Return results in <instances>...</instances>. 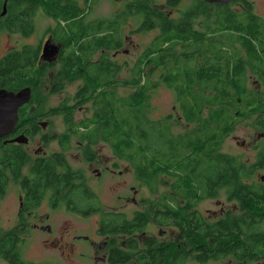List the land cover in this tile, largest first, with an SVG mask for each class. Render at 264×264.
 Wrapping results in <instances>:
<instances>
[{
    "label": "trees",
    "instance_id": "obj_1",
    "mask_svg": "<svg viewBox=\"0 0 264 264\" xmlns=\"http://www.w3.org/2000/svg\"><path fill=\"white\" fill-rule=\"evenodd\" d=\"M100 1L119 9L89 20ZM183 2L191 6L174 11ZM159 4L157 0H131L127 5L85 0L82 7L74 0L7 1L0 31L29 36L35 31L32 13L41 9L55 21L44 33L62 45L60 65L48 78L38 65L39 45L12 49L0 59V89L17 92L29 87L32 91L29 103L19 108L16 127L27 128L25 135L33 138L40 133L38 122L53 126L60 117L66 129L53 136L61 147L56 163L30 159L22 145L0 143V197L4 174L16 176L30 164L35 181L51 186V201L64 202L67 180L58 178L56 167L64 164L72 137L86 145L103 142L113 156L130 166L138 187L148 191L140 200L143 209L137 211V226L112 214L100 222L103 236H127L130 249L133 240L128 233L147 232L146 240L139 242L136 264H220L224 259L231 264H264V184L254 181L257 172L264 170V136L255 140L253 162L222 152L224 141L242 122L257 137L264 135V21L246 0L214 6L203 0H166L170 13ZM21 5L26 7L24 14L19 13ZM2 6L0 0V14ZM124 24L137 25V33L157 31L125 69L124 63L108 60L105 53L122 48L119 30ZM101 51L105 54L99 61H90ZM75 84L72 95L47 105L51 96ZM160 88L173 93L187 129L177 135L179 142L164 141L170 125L149 117L151 93ZM119 89L131 92L123 97ZM90 101L91 111H84L90 114L76 120L77 108ZM82 151L85 156L90 152ZM221 195L236 208L216 221L196 212L201 201ZM155 228L168 230L172 238H157ZM15 233L0 229V238H13Z\"/></svg>",
    "mask_w": 264,
    "mask_h": 264
},
{
    "label": "rangeland",
    "instance_id": "obj_2",
    "mask_svg": "<svg viewBox=\"0 0 264 264\" xmlns=\"http://www.w3.org/2000/svg\"><path fill=\"white\" fill-rule=\"evenodd\" d=\"M160 2L159 7L162 9H166L165 4L166 0H157ZM247 2L251 3L253 8L252 12L264 21V0H246ZM213 4L217 3H211ZM191 6L189 2H183L179 5V7L174 10H182L187 7ZM119 6H114L107 2H97L94 4L92 11L88 15L89 20L101 19L106 17L107 15L111 14L112 12H117ZM212 12L214 13L216 8H211ZM170 13V10L168 11ZM173 17H177V14L174 13ZM37 24V27L42 29L44 32L49 26H51V22L43 17L41 14H38L37 17L34 18ZM200 20L197 23V28L200 27ZM137 25L125 24V29L131 30V28H136ZM35 33V32H34ZM157 31L151 32H139L137 35L134 36L133 40L129 43L128 41L123 43L122 48L117 52H105L108 54L109 59L113 60L116 64H123V62H127L128 64H133L137 57L142 53L143 49L148 47L151 44L152 39L156 35ZM36 35L32 38H21L17 34H6L1 33L0 35V57L8 52L9 50L16 49L24 45H35L39 41ZM44 44V43H43ZM56 46V45H55ZM59 51V49H58ZM104 52H97L93 54L90 58V61L97 62L99 61V57ZM58 52L54 55L56 56ZM124 67V66H123ZM125 71L119 75V79H122ZM121 76V77H120ZM262 85V84H261ZM264 86L262 85V88ZM76 90V84L67 88L63 93L59 95L51 96L48 100L47 105H57L59 101L63 100L67 94L72 95V93ZM130 90L121 89L118 90L119 96L127 97L130 94ZM152 98L150 101L151 110L149 117L152 120H166V123L170 125V132L169 129L165 130V135L167 137L164 141L169 142V140L179 142L180 137L177 135L179 133H185L186 127L180 121V114L175 108L174 104V95L170 90L160 88L156 91L151 93ZM85 110L91 111V101L81 107L77 108L76 110V120H80L85 113L90 114V112H84ZM153 117V118H152ZM172 118L177 119V121H172ZM180 122V123H179ZM179 123V124H178ZM39 128L41 126L45 127V122H38ZM178 124V125H176ZM182 126H179V125ZM41 125V126H40ZM48 130L55 134L62 133L66 127L60 117L54 119L53 126H50ZM181 131V132H180ZM257 133L247 125V122H242L236 126L235 131L224 141L222 146V152L229 154V155H237L240 154L243 156L244 160L247 162H253L255 158V154L257 152L254 149L256 145ZM242 142L244 144L242 145ZM36 142L29 141L27 149L34 150L36 148ZM168 145V144H166ZM26 146H24L26 148ZM49 150L53 152H59V148L56 144H51L49 146ZM74 150V149H73ZM77 151H74L76 155ZM104 157H101L100 163L97 169L102 170V168L108 167L109 170H116L115 174L104 173V175L100 178V182L94 180L92 177V172L89 171L88 177H86V186L89 195H93V198L87 202L78 204L80 206H88L91 203H95L100 205L101 208L105 209L106 212L117 214V212L122 211L125 209L124 214L127 220H130L134 211L143 209V206L139 204L134 208L132 207L131 200L137 199L141 200L143 197L148 196V191L143 188H139L137 182L134 179V175L130 166L123 160L117 159L115 156L111 155L110 151L106 148L103 151ZM71 164L75 167L81 166V162L78 163L76 161V156H74L71 160ZM264 177V170H259L254 178V181L261 182L264 184V181L261 178ZM98 179V178H97ZM136 188L137 191L134 193L132 188ZM163 188V187H162ZM18 196L19 193L16 187L11 186L9 188V194L3 200L0 201V223L3 228L9 230L17 223L14 222V216L18 210ZM84 195H80L77 193H69L66 200L64 202L58 201L54 208H50L46 205H42L39 209L38 213L41 218L47 217V220L53 225L54 228V237L59 238L60 234L64 227H69L71 232L75 233H82L89 235L91 231L94 233L98 224L99 218L98 213L94 214H84L83 215H71L68 212L67 208L77 202L83 200ZM69 202V204H68ZM199 203V202H198ZM236 207L232 203H228L225 199L224 195H221L219 198L216 199H208L201 201L195 208L196 212L200 213L204 218L208 221H216L219 218L223 217V214L226 213L228 209H235ZM90 215V216H88ZM29 231V232H28ZM25 231L26 238L31 239L33 241V247L37 248V250L30 251L25 254V259L27 261L35 262L37 264H46L45 262L49 260V258H53L55 261L52 264H92V261H84L78 258V256L70 255L68 251V247L66 245L58 244L57 249L51 251V255H47L42 248L43 240L47 238L46 235L37 236L35 237V233L32 230ZM164 232V233H163ZM153 233L157 238L164 240H168L172 238L171 233L168 230L162 229H154ZM180 245V244H179ZM183 244H181L182 246ZM79 247V246H78ZM81 248V247H79ZM84 251H86L84 249ZM47 252V251H46ZM67 252V253H66ZM63 253V254H62ZM79 251L77 250L78 254ZM54 254H60L54 255ZM68 256H65V255ZM231 264L230 260H222L220 264Z\"/></svg>",
    "mask_w": 264,
    "mask_h": 264
},
{
    "label": "flooded vegetation",
    "instance_id": "obj_3",
    "mask_svg": "<svg viewBox=\"0 0 264 264\" xmlns=\"http://www.w3.org/2000/svg\"><path fill=\"white\" fill-rule=\"evenodd\" d=\"M76 1L80 6H84L85 0H74ZM117 2L122 1L124 5H127L131 0H115ZM111 4V3H110ZM25 5H21V9L19 7V13H26L24 7ZM169 8H167L166 11H168ZM38 14H41L43 17L47 18L51 22V26H54V22L52 19H50L46 13L41 10L37 9L34 10L32 15L33 18L37 17ZM35 20V19H34ZM120 33V36H123V43L128 41L129 43L133 40L134 36L137 35V32L134 28H131V30L125 29V24L123 26V30ZM35 32V33H34ZM1 33H6L10 35V33L6 30H1ZM21 38H32L34 35L37 36L38 43L36 45H39V57L40 61L38 65L43 68L46 71V76L51 77V72L55 68L56 65H60V58L62 56V45H59L56 43V41L53 38V35L50 33H44L42 29L37 27L36 21H35V31L29 35H21L20 33L17 34ZM46 41H50L51 44L56 45L59 49L58 54L55 56V62L53 63H47L46 61H43L41 59L42 54V46L43 43ZM122 43V46H123ZM24 46V44L22 45ZM21 46V47H22ZM121 49V48H120ZM119 49V50H120ZM117 50V51H119ZM10 51V50H9ZM114 51V52H117ZM103 52V51H101ZM7 53V52H6ZM4 53L0 59L6 54ZM113 61V60H111ZM126 67H130L132 64H128L127 62H123ZM122 64V63H121ZM119 64V65H121ZM45 79L46 82H48V79ZM2 90V89H0ZM20 119V116H19ZM19 121V120H18ZM51 128L50 126L40 127V133L36 134L33 138H30L29 136H26V130L27 128H19L14 127L12 132L1 138L0 143L2 145H22L26 146L28 145L29 141L36 142V148L34 150H29L23 147V150L25 154L29 155L30 159L37 158L39 160H46L51 161L53 163L57 162V155L59 152H61V147L58 144L57 138L53 136H57L60 134H55L53 132H50L48 129ZM83 130V129H81ZM24 135L28 138V142L26 144H18L12 142L13 139ZM51 144H56L59 148V152H53L49 150V146ZM85 148L87 150H90V152L86 153V156L83 154L82 149ZM108 149L110 151V148L107 144L103 142H96L92 144H82L79 143L76 140V136L72 137L70 149L66 152H64L65 160L63 165H57L56 170L58 169L60 175L59 179L67 180V183L64 184V187H67V196L69 193H77L79 196L80 193L83 192L86 194V198L84 197L82 201L77 202L75 200V203L67 208L69 214L71 215H83L84 214H94L98 213L99 218V224L94 231V233L91 231V234L88 233L82 234V233H75L71 232L69 227H64L62 230V233L60 234L59 238H53L54 237V228L53 225L47 220V217L41 218L39 216V209L42 205H46L47 208H54L57 200L51 201V186H44L40 181H35V176L31 174L30 164L28 166L22 167L20 172L13 176L12 174H4V184L2 188V195L0 197V201L3 200L6 196L9 194V188L11 186L16 187L17 191L19 193L18 196V210L16 212V215L14 216V222L17 223L15 226H13L10 229H13L16 231L13 238H0V251L4 252V255H0V264H37L35 262L27 261L25 259V254L37 250V248L33 247V241L31 239L28 240L25 236V231L32 230L35 233V237L46 235L47 238L43 240V244L41 245L42 248L45 250L44 252L47 255H51V251L56 250L58 244H64L69 249L67 252H70V255L72 256H78L79 259L84 261H92V264H136L138 258L141 255V243L144 242L147 238V232L138 233L137 230L130 231L128 233V236L133 240L131 243L132 248H129V244H127V236H119L117 235L116 238H110L108 235L103 236L101 230L100 222L101 220H106L108 217L106 216L109 214V212H106L105 209L101 208L100 205H97L95 203H91L88 206H80L78 204L90 201L93 198V195H89L87 186H86V177H88L89 171L92 172V177H94V180L98 183L100 182V178L104 175V173H110L115 174L116 170L112 169L109 170L108 167L102 168V170L97 169L98 165L100 163L101 157H104L103 151L105 149ZM74 149V150H73ZM77 151L76 155L74 154V151ZM111 153V151H110ZM112 155V154H111ZM76 156V161L78 163L81 162V166L75 167L71 164L72 158ZM63 159V158H62ZM61 177V178H60ZM98 178V179H97ZM71 180V181H70ZM76 180V181H73ZM69 181V182H68ZM81 186V187H79ZM73 187H77V189H72ZM134 193L137 191L136 188H132ZM78 190V192H77ZM139 200L132 199V207H136L139 204ZM69 204V202H68ZM125 209H122V211L117 212V214L110 213L112 215L120 216L122 218H125L124 212ZM137 209L132 214L130 220H133V226H137V223L135 221L137 214ZM90 216V215H88ZM126 219V218H125ZM0 229L2 231H8L9 227L7 229L3 228V226L0 223ZM158 230H161V228H156ZM29 232V231H28ZM164 233V232H163ZM162 237V235H161ZM141 242V243H139ZM81 248H79V247ZM84 249L86 251H84ZM77 250L79 251L78 254ZM47 251V252H46ZM66 252V253H67ZM63 254V253H62ZM59 255L60 254H54ZM65 256H68L67 254ZM55 260L53 258H49L45 263L46 264H52ZM58 264V263H55Z\"/></svg>",
    "mask_w": 264,
    "mask_h": 264
},
{
    "label": "water",
    "instance_id": "obj_4",
    "mask_svg": "<svg viewBox=\"0 0 264 264\" xmlns=\"http://www.w3.org/2000/svg\"><path fill=\"white\" fill-rule=\"evenodd\" d=\"M8 0H3L2 13L3 16L6 11V4ZM206 3H220L228 4L230 0H203ZM58 52V47L46 41L42 46L41 59L47 63L55 62V54ZM31 89L29 87L22 88L17 92L0 90V139L9 135L18 121V109L29 103L31 98ZM260 135L257 138H261ZM14 143L26 144L28 138L21 135L12 140ZM244 142H242V145ZM264 181V177L261 178Z\"/></svg>",
    "mask_w": 264,
    "mask_h": 264
},
{
    "label": "bare ground",
    "instance_id": "obj_5",
    "mask_svg": "<svg viewBox=\"0 0 264 264\" xmlns=\"http://www.w3.org/2000/svg\"><path fill=\"white\" fill-rule=\"evenodd\" d=\"M121 77V76H120ZM150 114V113H149ZM151 117V116H150ZM153 118V117H152ZM18 120H19V109H18ZM18 122V121H17ZM41 126V125H40ZM43 127V126H41ZM163 138V137H162ZM12 167V166H11ZM71 181V180H70ZM86 198V197H85Z\"/></svg>",
    "mask_w": 264,
    "mask_h": 264
}]
</instances>
